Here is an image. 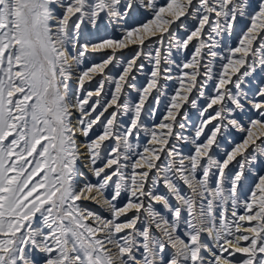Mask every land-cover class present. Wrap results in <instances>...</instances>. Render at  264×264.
Returning a JSON list of instances; mask_svg holds the SVG:
<instances>
[{
    "label": "snow or ice",
    "instance_id": "1",
    "mask_svg": "<svg viewBox=\"0 0 264 264\" xmlns=\"http://www.w3.org/2000/svg\"><path fill=\"white\" fill-rule=\"evenodd\" d=\"M0 264H264V0H0Z\"/></svg>",
    "mask_w": 264,
    "mask_h": 264
},
{
    "label": "rangeland",
    "instance_id": "2",
    "mask_svg": "<svg viewBox=\"0 0 264 264\" xmlns=\"http://www.w3.org/2000/svg\"><path fill=\"white\" fill-rule=\"evenodd\" d=\"M83 42V41H82ZM236 39L235 38H232L231 40H229L228 41V44L226 45V47L227 46H235V44H236ZM219 51V50H218ZM221 54L223 55V54H226V51H222L221 52ZM105 56V55H104ZM104 56H100L99 58H97V60L96 59H93L92 61H90V62H85V66H89V65H91L93 62H100L101 61V59L104 57ZM257 58H258V56H257ZM105 71L110 75V76H113V77H115L119 72H120V68L119 67H115V68H113V66L112 65H109V67L107 68V69H105ZM241 71H243V69H241ZM112 72V73H111ZM145 81V76L143 75V74H137V80H136V82L139 84V83H143ZM111 87V85H109V84H106V86H105V90L107 91L109 88ZM132 95L133 96H135L136 95V93L135 92H133L132 93ZM200 103H203V101L201 100L200 101ZM164 106H165V101H163L162 100V102H161V104H160V106H159V109H158V111H157V113H156V120H159V118L162 116V114H163V111H164ZM189 117H190V119L194 122V123H196V124H198L199 123V120H198V114L195 112V110H190L189 111ZM122 119H124V120H127V117H123ZM146 125L147 126H149V127H153L154 126V121L152 120V119H146ZM122 130V129H121ZM94 131H95V129H94ZM178 131H179V129H178ZM190 131H192L191 130V128H189L188 129V132H190ZM234 136H235V138H239V136H240V134L239 133H235L234 134ZM147 140H148V136L147 135H145V133L144 132H141L140 133V136H139V139L138 140H133L132 141V143H133V151L134 152H136V151H143V148L145 147V146H148L147 145ZM135 142H137V144L139 145L138 147H137V144L135 145ZM222 143V145H223V147L222 148H220V149H214V153H215V155H216V158L217 159H219V158H221L222 156H223V152H224V149L225 148H230L231 147V145H229V143L228 142H225V141H222L221 142ZM192 148V145H187L183 150H184V152H185V154H187L188 153V151H189V149H191ZM162 159H166V158H162ZM158 163H160V162H158ZM253 177H250V181H249V184H246L245 185V188H244V191L245 192H247L248 191V189H246L247 187L249 188V186H250V183H251V179H252ZM90 208H93V209H95L96 211H98V212H100L101 214H103V215H107V213L106 212H104V210L102 209V208H99L98 206H96V205H94V204H89L88 205ZM157 208L159 209L160 208V205H157Z\"/></svg>",
    "mask_w": 264,
    "mask_h": 264
},
{
    "label": "bare ground",
    "instance_id": "3",
    "mask_svg": "<svg viewBox=\"0 0 264 264\" xmlns=\"http://www.w3.org/2000/svg\"><path fill=\"white\" fill-rule=\"evenodd\" d=\"M105 55V53L104 52H100V53H95V54H93V56L92 57H89L86 61L87 62H90V61H92L93 59H96L97 60V58H99L100 56H104ZM113 68H115V67H113ZM108 72V71H107ZM112 73V72H111ZM99 77H97V79H98ZM93 83V85H95V81H93L92 82ZM87 86V85H86ZM106 89V88H105ZM110 111H111V109H110ZM192 130V129H191ZM191 132V131H190ZM81 139H83V138H81ZM137 144V142H135V145ZM230 145V144H229ZM163 158V157H162ZM159 161H157V163H158ZM246 189H248V187L246 188Z\"/></svg>",
    "mask_w": 264,
    "mask_h": 264
}]
</instances>
